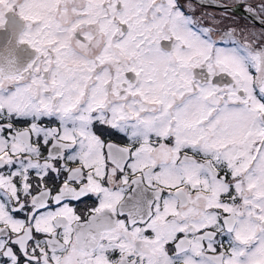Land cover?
<instances>
[{
  "label": "snow or ice",
  "instance_id": "6c2138e0",
  "mask_svg": "<svg viewBox=\"0 0 264 264\" xmlns=\"http://www.w3.org/2000/svg\"><path fill=\"white\" fill-rule=\"evenodd\" d=\"M0 264H264V0H0Z\"/></svg>",
  "mask_w": 264,
  "mask_h": 264
},
{
  "label": "flooded vegetation",
  "instance_id": "af4514ba",
  "mask_svg": "<svg viewBox=\"0 0 264 264\" xmlns=\"http://www.w3.org/2000/svg\"><path fill=\"white\" fill-rule=\"evenodd\" d=\"M209 11H211V9H209ZM236 23L240 24V25H247L250 28H254L256 30L260 29L259 25L253 24V22H251L248 18H246L244 15L242 14H238V16L236 17ZM91 203V201H88L86 204H81L79 207L81 209L89 206Z\"/></svg>",
  "mask_w": 264,
  "mask_h": 264
},
{
  "label": "water",
  "instance_id": "95a60500",
  "mask_svg": "<svg viewBox=\"0 0 264 264\" xmlns=\"http://www.w3.org/2000/svg\"><path fill=\"white\" fill-rule=\"evenodd\" d=\"M239 14H242V15H244L246 18H248L251 22H253V24H256V25H259L260 26V21H259V19H252V18H250L247 14H245V13H243V12H241V13H239Z\"/></svg>",
  "mask_w": 264,
  "mask_h": 264
}]
</instances>
